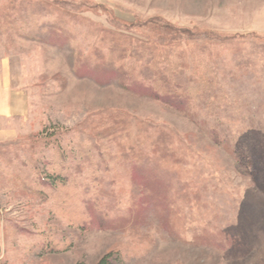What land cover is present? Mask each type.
Listing matches in <instances>:
<instances>
[{
    "label": "rangeland",
    "instance_id": "rangeland-1",
    "mask_svg": "<svg viewBox=\"0 0 264 264\" xmlns=\"http://www.w3.org/2000/svg\"><path fill=\"white\" fill-rule=\"evenodd\" d=\"M50 3L76 17L63 45L35 35L34 13ZM87 25L176 34L169 60L184 51L186 74L205 78L195 105L180 112L79 75L76 46L96 39ZM195 47L217 57L205 65ZM216 94L218 108L206 102ZM117 119L130 120L132 136L136 123L171 132L174 162L162 164L185 189L158 181L132 191L124 163L109 164L119 157L112 138L95 151L110 170L78 154L84 124ZM89 177L100 186L85 189ZM106 254L119 264H264V0H0V264H94Z\"/></svg>",
    "mask_w": 264,
    "mask_h": 264
},
{
    "label": "trees",
    "instance_id": "trees-1",
    "mask_svg": "<svg viewBox=\"0 0 264 264\" xmlns=\"http://www.w3.org/2000/svg\"><path fill=\"white\" fill-rule=\"evenodd\" d=\"M49 5H53L50 12L47 11V6L43 7L38 5L40 7H38L37 11L34 13L36 19L41 22L36 25L33 24L37 26L35 35L48 43L51 41L63 45L65 41L72 39L74 36V33H71L70 28L72 27L70 26L75 22L76 17L70 13V11L68 12L57 4L50 3ZM27 13L29 12L26 11V14ZM87 27L94 33L93 36L90 35L87 39H94L95 37L96 39L90 47L86 46L82 48L76 46V60L78 61L75 62V65L79 75H91L92 79L98 84H106L115 80L122 88L136 94L138 97H147L154 101H159L180 112L183 110H190L191 106L195 105L200 93L199 91L203 88L202 80L204 77H198L195 74L197 71L190 75L186 74L190 67L185 60L186 53L184 51L179 53V58L176 60H169L168 57L171 55V51L174 50L172 46L178 38L176 34H169V37H165L163 35L151 36V33H140L138 36H134V34L107 31L91 25H87ZM101 38H107V40L109 38V44H105ZM193 38L196 39L199 37ZM84 48L88 49L87 52H89L85 56H83L84 53L82 52ZM215 52L216 51L212 52L210 50L206 53H202V51L197 52L195 47L193 50V57L194 59L204 58L206 61L204 64L207 65V61L209 63L210 60L213 59L212 57H217ZM118 54L119 58L117 59L116 57ZM89 55L91 57H89ZM122 55H128L127 60H131L126 61V56L123 57ZM123 58L125 59L124 62L121 61ZM116 64H118V66ZM205 65H202L204 71L207 70ZM198 73L204 74L203 71L199 70ZM206 86H208V84ZM208 87H210V85ZM212 90L208 89L207 91L208 93H213L214 91ZM179 95L185 97L182 98ZM217 96L216 94L214 99L208 96L206 102L218 108L219 103H217L218 101L216 100L221 98V96ZM136 125L138 126L137 132L135 133L136 135L132 136L131 133H129V128L132 129V123L129 119H127V121L124 119H117V121L114 120V122L99 121L87 125L84 124L81 129L87 130L88 132L80 134V136L85 134L82 136V140L80 136L76 139V141L81 144L78 154L86 155L87 158L85 159L89 165H94L93 159H95L98 161L95 165L96 168L102 169V171H105L107 168L110 170V167L106 166L108 163H106L102 157L98 156L95 151L97 147L107 145V142L112 138V140L116 142L115 145L118 149L116 152L119 153V155L116 154V156L119 157H114V159L111 156V162L109 161V164L114 165L116 162L124 163V168H126L128 171L127 173L130 174L127 180L131 184L130 189H132V191L150 189L151 186L157 184L158 181L161 184L163 183V189H172L173 192H178L179 189H185L186 185L180 183L176 175L166 171L164 164H162L163 159L166 162H169L170 159L174 162L173 157H175V153L173 150L175 147V137L170 131H166V129L161 128L162 131L158 135L155 134L157 132L156 127L149 126L146 123H136ZM127 136H131L132 140ZM85 142L87 146L82 147ZM54 144L57 148L56 141ZM246 146L248 147L247 144ZM104 148L107 149V147ZM57 150L55 154L61 155V159H64L62 150ZM159 151L161 154L159 153L158 155L157 153ZM68 154L73 156L71 150ZM162 154L164 158H160ZM181 161V158H177V163ZM167 164L168 163H166V166ZM162 168L165 169V172H163ZM160 170L162 174L159 172ZM47 178L52 184L66 186L67 180H65V177L52 174ZM84 180L86 181V178H84ZM98 180L99 178L89 177L85 189H91V184H94L96 187L100 186L101 183ZM108 182L109 181H105V183ZM109 188L113 189L112 187ZM89 194L90 192H85L84 196H86L87 199L86 202L83 201V203L85 206H88L89 209H95L94 206L98 202V199L94 196L92 201L91 198H88L90 197ZM151 197L152 195L148 197L145 196L144 199ZM103 200L99 199L101 202H104ZM134 201L138 200L133 199L131 204L134 203ZM108 203L109 202H104V205L108 206ZM153 203L155 205L159 202L154 201ZM101 205H103V203H101ZM137 207L138 206H135L134 209ZM119 263L120 260L118 255L106 254L94 264Z\"/></svg>",
    "mask_w": 264,
    "mask_h": 264
}]
</instances>
